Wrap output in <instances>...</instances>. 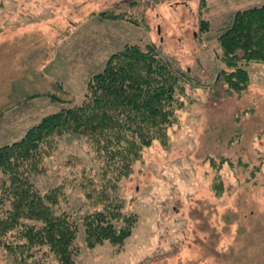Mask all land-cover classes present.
<instances>
[{"label":"rangeland","instance_id":"1","mask_svg":"<svg viewBox=\"0 0 264 264\" xmlns=\"http://www.w3.org/2000/svg\"><path fill=\"white\" fill-rule=\"evenodd\" d=\"M262 3L0 0V145L79 104L88 79L125 43L152 41L187 74L166 143L144 147L114 192L137 218L122 247L85 244L80 221L103 208L97 192L107 183L85 136H62L31 176L42 193L58 187L55 210L79 224L74 264H264V61L245 63L249 84L239 92L217 80V36L235 10ZM106 9L141 23L96 15ZM45 249L44 264H58ZM9 261L0 247V264Z\"/></svg>","mask_w":264,"mask_h":264},{"label":"trees","instance_id":"2","mask_svg":"<svg viewBox=\"0 0 264 264\" xmlns=\"http://www.w3.org/2000/svg\"><path fill=\"white\" fill-rule=\"evenodd\" d=\"M96 15L140 22L136 16L107 9ZM200 25L208 29L206 20ZM217 39L223 65L217 80L230 91L247 88L245 63L264 61V3L235 10ZM186 76L154 42L125 43L88 79L79 104L44 115L19 139L0 145V247L10 255L9 264H44L39 255L44 247V254L54 255L58 264L75 263L78 222L55 210L61 196L58 187L42 193L31 179L42 170L43 157L66 134L88 139L101 157L107 181L97 192L96 201L103 208L80 221L85 244L124 245L137 218L123 212L122 200L114 192L144 147L154 139L166 143L167 130L184 104ZM86 195L91 197L90 192Z\"/></svg>","mask_w":264,"mask_h":264}]
</instances>
